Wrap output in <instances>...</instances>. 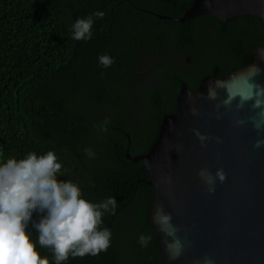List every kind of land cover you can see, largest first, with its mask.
<instances>
[{
    "label": "trees",
    "instance_id": "obj_1",
    "mask_svg": "<svg viewBox=\"0 0 264 264\" xmlns=\"http://www.w3.org/2000/svg\"><path fill=\"white\" fill-rule=\"evenodd\" d=\"M193 1L0 0V159L52 149L60 179L77 181L88 200L115 198L102 216L101 227L110 224L108 248L67 264H163L148 218L153 188L135 187L147 171L125 158V134L131 157L146 154L162 118L176 110L182 84L194 91L207 76L249 65L252 48L264 46L255 16L158 17L180 18ZM95 10L104 15L94 19L92 37L71 39L75 18ZM105 52L113 63L102 68L97 55ZM140 234L148 237L143 246Z\"/></svg>",
    "mask_w": 264,
    "mask_h": 264
},
{
    "label": "water",
    "instance_id": "obj_2",
    "mask_svg": "<svg viewBox=\"0 0 264 264\" xmlns=\"http://www.w3.org/2000/svg\"><path fill=\"white\" fill-rule=\"evenodd\" d=\"M201 14L264 24V0H194L180 18L158 17ZM252 54L249 65L207 76L194 91L182 84L146 154L131 157L125 134V158L147 171L135 187L153 188L148 218L163 264H264V46Z\"/></svg>",
    "mask_w": 264,
    "mask_h": 264
},
{
    "label": "clouds",
    "instance_id": "obj_3",
    "mask_svg": "<svg viewBox=\"0 0 264 264\" xmlns=\"http://www.w3.org/2000/svg\"><path fill=\"white\" fill-rule=\"evenodd\" d=\"M103 15L95 10L76 17L71 39H90L94 19ZM97 62L107 68L113 58L105 52L97 55ZM99 130H106L103 124ZM84 152L89 158L95 155L88 147ZM61 169L52 149L0 159V264H67L70 256L97 255L108 248L111 230L101 227L102 216L114 210L115 198L86 199L77 181L59 178ZM147 240L138 236L142 246ZM37 246L48 249L51 257L39 254Z\"/></svg>",
    "mask_w": 264,
    "mask_h": 264
}]
</instances>
